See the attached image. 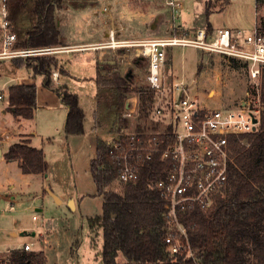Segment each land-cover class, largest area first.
I'll return each instance as SVG.
<instances>
[{"label": "rangeland", "instance_id": "374dc122", "mask_svg": "<svg viewBox=\"0 0 264 264\" xmlns=\"http://www.w3.org/2000/svg\"><path fill=\"white\" fill-rule=\"evenodd\" d=\"M208 1L210 0H186L182 18L177 23L171 19L163 0H96V6H88L84 9L89 11L86 15L88 21L92 17L100 18V25L108 28L110 34L114 33L117 40L154 39L179 34L181 28L206 27L205 12ZM211 2L213 7L210 22L214 29L230 27L254 31L255 27L262 29L264 25V0H230L223 10V0H211ZM4 6L7 8L8 15H11V30L17 34L19 41L35 20L31 16L30 5L27 0H0V11ZM84 9L76 10L71 5L59 9L60 27L64 26L68 17L72 19L81 17ZM1 21L0 14V24ZM176 25L180 26L177 30L174 29ZM61 31L66 32V29L61 27ZM20 34L23 35L22 38ZM108 41L107 38L103 43ZM103 49L102 58L115 61L116 68L122 75L132 76L126 103L131 104L134 97H138L140 101L141 90L147 88V60H141L138 63L136 47ZM68 56L72 59L74 57V55ZM168 57L167 74H170L173 68L182 70L193 94L211 108L235 107L243 99L248 98V95L253 96V84L242 61L237 63L238 66H234L230 59L190 47L171 50ZM19 70L20 67L13 61H0V75L6 79L14 77L13 71ZM92 89L94 88L81 90L80 94L86 113V133L90 134L96 130L99 139L108 141L117 133L114 130L121 125L115 108L116 94L113 87L101 86L94 90L97 93L96 98L92 95L91 98L86 97L89 92L92 94ZM128 123L121 128V132L139 130L140 127L147 131L154 129L150 112L145 119L138 116V119H131ZM63 145L64 148L59 145L61 148L54 151L53 157L48 156V172L45 173L43 183L36 180V178L43 180L42 177L35 176L30 186L22 183V188L17 187L13 191L15 193L14 211L4 212L6 202L0 201L1 256L9 249L31 242L35 243V248L31 243L32 250L29 252H44L39 250L41 242L30 235L31 230L14 237L10 235L14 232L8 229L20 226L39 229L40 227L33 220L36 214L42 219L43 224L40 229L45 232L49 240V245L44 252L47 264H102L103 229L99 225L91 229L89 224L91 218L102 216L104 204V198L98 194L90 172L89 157L95 149L89 147V141H83V135L70 141L74 154L69 152L66 141ZM4 149H7L6 146ZM11 175L20 180L15 172ZM0 180L5 182L1 170ZM46 183L58 199L64 200L62 204L58 203L48 190H45ZM4 188L6 190H0L3 198L6 196L5 191H8L6 183ZM109 188L121 190L115 183ZM72 198L76 201V210H73L69 204ZM39 206H42V212L36 210ZM2 259L0 257V261ZM118 261L125 263L127 259L120 255Z\"/></svg>", "mask_w": 264, "mask_h": 264}, {"label": "trees", "instance_id": "16d2710c", "mask_svg": "<svg viewBox=\"0 0 264 264\" xmlns=\"http://www.w3.org/2000/svg\"><path fill=\"white\" fill-rule=\"evenodd\" d=\"M219 1V0H217ZM230 0H223L222 10ZM30 5L33 25L20 34L16 48H45L65 45L58 23V11L67 5L76 10L97 5L96 0H27ZM69 3V4H68ZM205 12L206 28L213 30L210 22L213 2L208 1ZM11 20V15H8ZM264 30V25L262 27ZM19 39V37H18ZM238 66V59H230ZM20 67L44 75V83L50 85L51 73L59 68L53 56H34L15 59ZM138 63L141 58H137ZM247 68V64L244 63ZM200 70V69H199ZM131 75H122L116 64L98 63L96 84L98 87H113L116 94L115 108L121 125L115 133L129 124L123 117L130 90ZM62 102L68 107L65 132L67 136L83 135L85 114L76 94L66 87L59 89ZM35 85L16 84L9 87L8 110L15 118L31 120L36 108ZM155 97L154 91L146 88L140 92V118L148 116ZM261 100L264 103V73ZM142 127L139 128V130ZM157 127L154 126V129ZM234 161L230 167L229 187L224 198L219 197L208 212L197 209L179 215L186 228L193 257L186 253L171 255L165 242L167 219L164 203L159 192L149 184L163 177L165 165L156 158L143 170L137 182L129 183L121 190L109 187L117 178V169L109 156L108 141L98 139L96 157L90 170L99 195L104 198L103 214L90 219V228L99 225L103 229L102 264H264V117L261 130L245 134L233 140ZM6 161H19L23 174L45 173V154L28 142L12 145L4 155ZM122 255L127 262L120 263ZM44 252H29L25 248L11 251L9 264H46Z\"/></svg>", "mask_w": 264, "mask_h": 264}, {"label": "built area", "instance_id": "2783aa9c", "mask_svg": "<svg viewBox=\"0 0 264 264\" xmlns=\"http://www.w3.org/2000/svg\"><path fill=\"white\" fill-rule=\"evenodd\" d=\"M171 19L182 18L186 0H163ZM0 59L27 58L57 53L61 46L45 48H16L17 34L11 30L6 6L0 11ZM180 26L176 25L175 30ZM181 33L167 37L141 40H117L110 34L107 43L99 48L121 49L136 47L138 57L147 60V88L154 91L151 108L152 131L134 130L116 133L109 140V156L117 169L113 184L124 187L139 180L143 170L159 158L165 165L163 177L149 187L159 192L167 219L165 242L171 255L194 254L188 242L186 228L179 215L189 210H211L219 197L224 198L229 187L230 167L234 161L233 140L261 130L264 103L261 100L264 73V30L254 31L217 28L208 31L179 29ZM195 48L215 53L223 58L238 59L247 64L253 96L243 99L235 107L211 108L193 94L182 70L171 69L167 74L168 53L174 49ZM0 94V101L3 100ZM140 118L138 97L128 103L123 117ZM3 196L0 194V200ZM15 197L9 198L8 211L15 208ZM41 226L42 219L33 216ZM31 251V244L24 246Z\"/></svg>", "mask_w": 264, "mask_h": 264}, {"label": "crops", "instance_id": "0c3cea01", "mask_svg": "<svg viewBox=\"0 0 264 264\" xmlns=\"http://www.w3.org/2000/svg\"><path fill=\"white\" fill-rule=\"evenodd\" d=\"M97 11V10H94ZM79 14V13H78ZM89 14V11L84 9L81 17L70 18L68 17L66 23L64 22L65 31H61L62 35L65 37V45H62L63 49L57 53L44 55V56H53L58 60L59 68L54 69L51 73V82L49 86H46L44 83V75L37 74L35 75L31 69H27L25 67H20L15 59H27V58H1L2 60L13 61L15 65L20 67V70L13 71L14 74L12 78L6 79L2 75H0V94L3 95V100L0 101V146L2 149V156L0 157V170L4 176L5 182L0 180V190H6L4 188V183L7 185L6 196L0 201H5L6 206L3 209L4 212H12L8 211L7 208L9 206V198L14 196L15 189L17 187L22 188V183L30 186L32 181L35 179L34 177H42L36 178L37 181L43 183L45 173L48 172V164L47 158L48 156L54 155V151H57L59 148H64L63 143L66 141L68 144L69 152L74 154V150L70 147L71 139H76L80 135L67 136L65 132L66 122L68 117L69 109L62 102L60 91L62 87H66L68 92L76 94L79 99L80 107L83 109L85 118L86 113L83 106L82 98L80 94L81 90L86 88L91 89L92 94L90 92L86 95V97L91 98L95 97L97 93L94 92L98 89L96 84V76H97V67L98 63H103L104 61H112L105 60L102 58L103 50L99 48V46L106 40L110 39V30L105 26H101V19L92 17L91 20H87L86 15ZM60 26V22H59ZM60 27V29H61ZM70 27V28H69ZM203 28V27H201ZM216 28V27H215ZM221 28H230V27H221ZM196 29V28H195ZM214 29V28H213ZM217 29V28H216ZM232 29V28H231ZM75 35L73 36L74 32ZM116 39V37H115ZM141 40V39H137ZM68 55H74L73 59L69 58ZM34 57V56H32ZM115 62V61H114ZM110 64V63H109ZM116 64V62L114 63ZM112 64V65H114ZM128 75V74H126ZM15 80V82L13 81ZM16 84H32L37 88L36 93V108L34 111V118L31 120L26 119H18L13 116V114L8 110L9 107V87ZM79 88V91H78ZM98 92V91H97ZM128 102L125 104V109ZM84 134L83 141H89V147H93V153L90 154L89 163L96 157V148L97 141L99 139L96 130L91 132L90 134L86 133L85 129V120H84ZM28 142V144L34 148L42 149L45 154V163L46 169L44 174L34 175V174H23L19 167V161H11L8 162L5 160L4 155L8 152L9 148L18 143ZM109 142V140H108ZM58 145V146H56ZM6 146L7 149H4ZM15 172L20 177L19 179L14 178L11 174ZM91 172V170H90ZM47 175V174H46ZM92 175V174H91ZM18 177V178H19ZM35 180V181H36ZM45 190H48L55 198L54 192L46 183ZM41 197V195H39ZM58 199V198H57ZM34 198L32 199V201ZM60 204L64 202L63 199H58ZM57 201V200H56ZM17 202V200H16ZM70 206L73 207V210H76V201L72 198L69 200ZM15 210V208H14ZM13 210V211H14ZM37 211L42 212V206L36 207ZM2 211V209H1ZM36 215V214H35ZM34 215V216H35ZM43 224V221L41 225ZM38 225V223H37ZM42 227V226H38ZM37 229L36 227L26 228L23 226L20 227H10L8 229L12 230L10 235L17 237L19 234H26L31 230V236L33 239L39 240L41 242V246L39 250H43L45 252V248L49 245V240L46 237L45 232L42 229ZM6 229V228H3ZM2 230V227H0ZM35 230H39V232H35ZM32 246L35 248V243L31 242ZM18 245L15 248L7 250L6 253L3 254L2 261L0 264H9L8 257L10 256V252L13 249L24 248L26 244ZM47 264V263H46Z\"/></svg>", "mask_w": 264, "mask_h": 264}, {"label": "water", "instance_id": "95a60500", "mask_svg": "<svg viewBox=\"0 0 264 264\" xmlns=\"http://www.w3.org/2000/svg\"><path fill=\"white\" fill-rule=\"evenodd\" d=\"M103 63H110V64H114L115 62L114 61H104ZM0 156H2V149H1V146H0ZM57 200V202H59V200L57 198H55Z\"/></svg>", "mask_w": 264, "mask_h": 264}]
</instances>
